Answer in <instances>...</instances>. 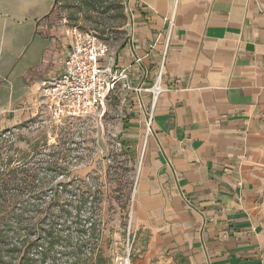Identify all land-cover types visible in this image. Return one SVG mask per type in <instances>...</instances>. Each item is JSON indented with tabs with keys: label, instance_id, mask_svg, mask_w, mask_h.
Returning <instances> with one entry per match:
<instances>
[{
	"label": "crops",
	"instance_id": "crops-1",
	"mask_svg": "<svg viewBox=\"0 0 264 264\" xmlns=\"http://www.w3.org/2000/svg\"><path fill=\"white\" fill-rule=\"evenodd\" d=\"M54 3L0 0V35L29 27L39 47L0 49L3 125L29 118L42 81L63 70L67 19ZM124 4L128 36L110 64L142 89L163 68L169 90L149 132L151 94L121 90L140 159L133 264H264V0Z\"/></svg>",
	"mask_w": 264,
	"mask_h": 264
},
{
	"label": "rangeland",
	"instance_id": "rangeland-1",
	"mask_svg": "<svg viewBox=\"0 0 264 264\" xmlns=\"http://www.w3.org/2000/svg\"><path fill=\"white\" fill-rule=\"evenodd\" d=\"M99 1L60 0L59 6L67 26L98 34L112 53L128 36V20L122 19L119 8L125 0ZM27 29L0 35L4 54L10 45L19 53L25 43V52L38 57L39 47L31 39L28 42ZM126 106L119 89L93 118L56 123L30 115L16 124L0 123V177L6 174L30 183L23 191L10 187L8 193L20 192L25 198L0 205V212L58 217L44 221L60 231L47 264H89L85 255L91 246L95 264H133L131 209L140 159L134 131L128 137L122 133ZM122 139L131 141L130 145H123ZM14 169L20 171L8 172ZM38 228L30 236L33 255L42 250L39 238L45 237L46 226ZM89 235L91 242L83 247Z\"/></svg>",
	"mask_w": 264,
	"mask_h": 264
},
{
	"label": "built area",
	"instance_id": "built-area-1",
	"mask_svg": "<svg viewBox=\"0 0 264 264\" xmlns=\"http://www.w3.org/2000/svg\"><path fill=\"white\" fill-rule=\"evenodd\" d=\"M66 36L69 48L62 72L42 81L34 105L24 111L56 123L88 119L100 114L106 98L119 89L138 94L146 91L152 96L146 120L149 132L156 102L169 91L163 86V68L155 82L142 89L132 83L128 68L114 69L110 64L111 50L106 40L76 26H67Z\"/></svg>",
	"mask_w": 264,
	"mask_h": 264
},
{
	"label": "trees",
	"instance_id": "trees-1",
	"mask_svg": "<svg viewBox=\"0 0 264 264\" xmlns=\"http://www.w3.org/2000/svg\"><path fill=\"white\" fill-rule=\"evenodd\" d=\"M95 2L100 1L95 0ZM59 5L60 0H55L53 11L60 12ZM119 8L121 9V15L123 17L122 19L124 21H127V15L125 13V4L120 6ZM106 9L109 10L110 7H107ZM112 9H118V7ZM4 171L5 170H2L1 173H4ZM10 171H12V174H16L20 170H8V172ZM1 176L2 177H0V205H3L4 203H11L13 201H18L19 199L25 198L20 192L8 193L7 191L10 190V187H15L16 191H23V189H28L30 183H28L26 180L24 181L22 179H17L16 177H7L6 174H1ZM28 195L30 196V194H27L26 196ZM56 218L58 217L48 216L46 213L28 214L26 211L0 212V264H47V259L49 258V255L52 251L51 249L55 247V241L60 237V231L55 230L52 227L51 223L46 224V222L47 220L53 222ZM45 220L46 222H44ZM42 225L46 226L44 230L45 237L41 236L39 238V241H41L42 243V250L39 251L37 255H33L31 252L30 236L33 229H39L38 227H41ZM93 227V223H90L89 229L91 230L93 229ZM91 237L92 236L89 235L84 238L85 240L82 241L83 247H85V243L91 242ZM94 253L95 248H92L91 246L89 252L85 255V262L87 261L89 264H95L93 263V259L95 256Z\"/></svg>",
	"mask_w": 264,
	"mask_h": 264
},
{
	"label": "water",
	"instance_id": "water-1",
	"mask_svg": "<svg viewBox=\"0 0 264 264\" xmlns=\"http://www.w3.org/2000/svg\"><path fill=\"white\" fill-rule=\"evenodd\" d=\"M106 97V95L104 96V98ZM103 108H104V105H103Z\"/></svg>",
	"mask_w": 264,
	"mask_h": 264
}]
</instances>
